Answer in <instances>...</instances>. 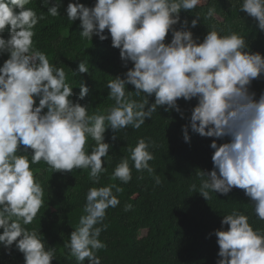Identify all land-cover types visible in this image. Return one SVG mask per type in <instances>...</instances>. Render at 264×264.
I'll return each instance as SVG.
<instances>
[{
	"label": "clouds",
	"instance_id": "obj_1",
	"mask_svg": "<svg viewBox=\"0 0 264 264\" xmlns=\"http://www.w3.org/2000/svg\"><path fill=\"white\" fill-rule=\"evenodd\" d=\"M237 2L239 12L264 31V0ZM29 3L0 0V57L8 56L0 66V248L11 255L14 246L24 264H52L56 249L46 246L41 232L26 227L45 203L31 165L43 161L54 172L90 170L93 184H99L111 148L105 142L106 131L111 129L115 140L121 129L139 130L161 108L188 121L182 126L185 142L191 140L189 130L214 138L213 168L198 170L199 186L193 183L189 190L209 201L210 193L227 196L241 189L257 219L264 221V92L257 96L251 91L252 82L264 76V54L251 51L238 32L216 24L207 26L202 41L195 37L191 29L201 16L196 14L189 26L186 18L181 22V12H191L201 0H95L92 6L69 0L66 17L80 22L81 39L111 38V47L119 49L127 68L106 83L113 101L107 114L90 112V105L80 103L89 93L86 84H80L74 101L64 68L34 47V29L46 16L26 7ZM42 4L48 16L61 15L63 0ZM231 7H236L233 0ZM215 14V7H209L204 19ZM88 63L81 60L73 75L88 73ZM180 99L197 101L190 115L178 104ZM89 139L95 143L87 151ZM154 146L150 139L138 138L134 147L128 146L130 155L114 167L111 179L127 184L134 168L147 170L160 184L149 164ZM121 191L116 184L88 189L84 215L64 242L77 264H101L96 253L106 247L100 240L107 229L106 212L120 204ZM131 207L125 205L124 211ZM212 235L219 246L215 264H264V229H254L243 212L233 209L223 215L221 227L209 238Z\"/></svg>",
	"mask_w": 264,
	"mask_h": 264
},
{
	"label": "trees",
	"instance_id": "obj_2",
	"mask_svg": "<svg viewBox=\"0 0 264 264\" xmlns=\"http://www.w3.org/2000/svg\"><path fill=\"white\" fill-rule=\"evenodd\" d=\"M80 2L92 6L95 0ZM233 2L236 3L235 8L231 7V0H206L204 5H198L191 12L182 11L181 22L186 18L191 26V21L199 14L201 19L191 31L201 41L207 34V26L216 24L218 28H231L238 32L246 39L251 51L264 54V31L259 30L257 23L246 13L239 12L237 0ZM68 3L69 0H63L61 15L57 17L47 15L48 9L42 0H30L26 5L37 15L43 13L46 16L34 29V47L45 52L51 63L64 68L67 82L73 87L74 101L78 99L79 86L84 82L89 93L80 103L90 105V112L99 110L107 114L113 101L108 98L106 83L115 76H122L127 68L123 67L119 49L111 47V38L106 41H100L98 37H93L92 41L81 39L80 22H70L66 17ZM209 7H215L216 14L214 18L204 19ZM167 40H171V33ZM7 58V54L0 57V66ZM81 60L89 62V72L73 75L72 70L78 68ZM128 90L134 91V86L128 85ZM251 91L257 96L264 92V76L252 82ZM133 98L139 99L134 93ZM151 102H154V97L150 98ZM196 103L195 99L178 100L186 115L191 114ZM187 122L179 113L165 112L161 108L139 130L130 126L121 129L115 134V140L112 139V130H107L105 142L111 145L104 164L107 171L101 173L100 182L96 185L89 177L90 170L54 172L43 161L31 165L44 189L45 203L32 224L26 227L41 232L46 246L56 249L52 264H77L64 248V242L78 225L80 216L84 215L86 193L93 186L116 184L122 188L117 194L120 204L106 212L104 223L107 229L100 236L106 247L96 253L101 264H215L219 246L215 235L209 238V233L220 228L223 215L233 209L247 215L254 229H264V221L257 219L254 206L243 190L233 189L227 196L213 192L209 201L198 192L189 190L193 183L199 186L198 170L211 171L213 168L211 157L214 150L210 144L214 138L202 137L189 130L191 140L185 142L182 126ZM140 137L155 142V146L150 148L154 159L149 164L161 183L156 184L153 174L147 170L137 172L134 168L132 179L127 184L112 180L114 167L121 157L130 155L128 146L134 147ZM94 143L89 139L86 150L90 151ZM125 205L132 207L124 211ZM0 264H24L23 254L14 246L11 255L0 248Z\"/></svg>",
	"mask_w": 264,
	"mask_h": 264
},
{
	"label": "rangeland",
	"instance_id": "obj_3",
	"mask_svg": "<svg viewBox=\"0 0 264 264\" xmlns=\"http://www.w3.org/2000/svg\"><path fill=\"white\" fill-rule=\"evenodd\" d=\"M206 0H201V4L200 5H204Z\"/></svg>",
	"mask_w": 264,
	"mask_h": 264
},
{
	"label": "bare ground",
	"instance_id": "obj_4",
	"mask_svg": "<svg viewBox=\"0 0 264 264\" xmlns=\"http://www.w3.org/2000/svg\"><path fill=\"white\" fill-rule=\"evenodd\" d=\"M77 25V24H76Z\"/></svg>",
	"mask_w": 264,
	"mask_h": 264
}]
</instances>
